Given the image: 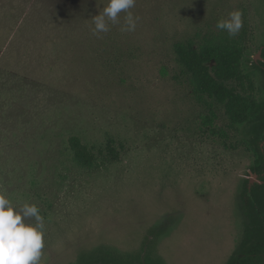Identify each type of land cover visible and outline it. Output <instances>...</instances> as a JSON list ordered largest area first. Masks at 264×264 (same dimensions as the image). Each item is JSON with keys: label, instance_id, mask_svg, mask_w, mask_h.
<instances>
[{"label": "rangeland", "instance_id": "rangeland-1", "mask_svg": "<svg viewBox=\"0 0 264 264\" xmlns=\"http://www.w3.org/2000/svg\"><path fill=\"white\" fill-rule=\"evenodd\" d=\"M108 0H0V191L34 203L40 264L105 248L165 264H226L245 224L255 155L245 126L178 80L176 44L241 49V95L264 102L254 68L264 0H136L134 32L93 34ZM239 9L235 37L216 22ZM236 87V83H231ZM76 138L91 157L78 160Z\"/></svg>", "mask_w": 264, "mask_h": 264}, {"label": "trees", "instance_id": "trees-1", "mask_svg": "<svg viewBox=\"0 0 264 264\" xmlns=\"http://www.w3.org/2000/svg\"><path fill=\"white\" fill-rule=\"evenodd\" d=\"M241 54V49L231 45L196 46L190 41L176 44L174 56L179 73L173 79L187 76L196 94L223 107L231 126L246 127L249 148L255 155L251 172L258 182L250 184L248 179L243 182L240 196L245 219L243 236L226 264H264V102L255 103L241 95L244 90ZM259 55L260 60L254 63V68L264 83V49ZM231 83H236V87ZM69 145L78 160L84 164L91 162V157L76 138H70ZM79 259L77 264H165L154 258L149 250L118 255L98 248Z\"/></svg>", "mask_w": 264, "mask_h": 264}, {"label": "clouds", "instance_id": "clouds-1", "mask_svg": "<svg viewBox=\"0 0 264 264\" xmlns=\"http://www.w3.org/2000/svg\"><path fill=\"white\" fill-rule=\"evenodd\" d=\"M136 0H108L100 14L93 17V34L108 33L110 25L120 22L124 13V31L136 30L138 17L130 11ZM239 9L228 13L216 22V29L235 37L243 27ZM45 222L39 207L25 202L16 206L0 191V264H40L45 247Z\"/></svg>", "mask_w": 264, "mask_h": 264}]
</instances>
